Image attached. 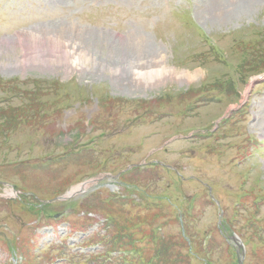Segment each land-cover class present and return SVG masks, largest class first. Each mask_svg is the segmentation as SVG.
<instances>
[{"label": "rangeland", "instance_id": "obj_1", "mask_svg": "<svg viewBox=\"0 0 264 264\" xmlns=\"http://www.w3.org/2000/svg\"><path fill=\"white\" fill-rule=\"evenodd\" d=\"M262 75L264 0H0V264H264Z\"/></svg>", "mask_w": 264, "mask_h": 264}, {"label": "bare ground", "instance_id": "obj_2", "mask_svg": "<svg viewBox=\"0 0 264 264\" xmlns=\"http://www.w3.org/2000/svg\"><path fill=\"white\" fill-rule=\"evenodd\" d=\"M74 51H75V49H74ZM130 69L133 70L132 68H130ZM167 72H168L167 68L163 65H160L159 67L149 69V71L147 73L138 72L137 77L141 78L143 81L152 82L154 80L161 79L162 76H165V74ZM79 187L73 189L71 191L70 195H74L75 193L82 191L83 189L81 187L84 188L85 186L83 185V186H79Z\"/></svg>", "mask_w": 264, "mask_h": 264}, {"label": "trees", "instance_id": "obj_3", "mask_svg": "<svg viewBox=\"0 0 264 264\" xmlns=\"http://www.w3.org/2000/svg\"><path fill=\"white\" fill-rule=\"evenodd\" d=\"M113 223L115 224V222L113 221ZM183 243L185 244V242L183 241ZM132 246V245H131ZM113 247V246H112Z\"/></svg>", "mask_w": 264, "mask_h": 264}]
</instances>
